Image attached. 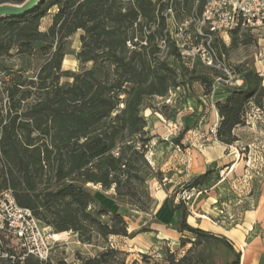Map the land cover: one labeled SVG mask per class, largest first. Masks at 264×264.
Wrapping results in <instances>:
<instances>
[{
  "label": "trees",
  "instance_id": "trees-1",
  "mask_svg": "<svg viewBox=\"0 0 264 264\" xmlns=\"http://www.w3.org/2000/svg\"><path fill=\"white\" fill-rule=\"evenodd\" d=\"M205 1L38 0L24 14L0 17V192L11 190L16 203L29 208L56 237L70 231L81 246L101 239L94 254L77 253L78 264H126L127 253L110 237L132 238L145 230L129 231L125 219L128 211L151 209L147 182L161 178L146 158L151 137L142 109L151 107L150 98L192 81L209 92L214 79L197 73L193 65L189 68L178 47L183 39L195 45L203 40L218 56L226 52L218 34L208 46L207 36L192 30ZM45 16L50 24L41 30ZM189 18L192 22L178 36ZM77 31L74 57L79 68L63 69L69 38ZM29 61L35 63L33 71ZM230 66L242 83H222L224 96L215 100V138L226 145L235 141L233 131L244 124L250 103L264 109L261 75L242 64ZM207 176L196 174L184 186L200 185ZM89 184L112 190L124 209L98 201ZM169 207L179 214L175 230L190 234L181 237L180 246H189L180 256L166 249L163 264H215L214 244L232 253L224 264L239 262L240 254L225 236L187 222L183 200L170 197ZM48 259L29 255L2 258L0 264H50Z\"/></svg>",
  "mask_w": 264,
  "mask_h": 264
},
{
  "label": "rangeland",
  "instance_id": "rangeland-1",
  "mask_svg": "<svg viewBox=\"0 0 264 264\" xmlns=\"http://www.w3.org/2000/svg\"><path fill=\"white\" fill-rule=\"evenodd\" d=\"M193 23L192 30L196 31L194 20ZM49 24L50 16H45L40 22V29L45 30ZM79 34L80 31H77L69 38L68 53L62 62L63 69L75 71L79 68L74 57L75 51L79 49ZM218 35L227 49L226 52L220 51L221 56L217 55L218 50L214 51L216 57L211 65L202 62L214 56L202 43L204 41H199L196 46H200V49L197 50L195 42L186 39L190 43L187 50L193 58L196 72L214 79L209 92L199 81H192L185 88L180 86L172 89L163 97L150 98L147 105L151 107L142 109L147 120L146 131L151 137L146 158L154 170L160 171L161 178H152L147 182L148 192L153 199L151 209L147 213L128 211L125 216L129 231L145 230L137 232L133 240L121 236L111 239L118 249L127 253L126 264H150L151 260L153 264H158L164 260L163 252L166 249L180 256L189 246H180L181 237L190 234L175 230L179 214L170 209V197L174 202L180 199L185 202L187 222L190 225L209 228L214 234L224 232L229 235L234 228L239 229L238 224L264 185V109L249 104L244 124L235 127L233 132L236 139L231 144L226 145L215 138L218 123L215 100L224 96L220 89L224 82L216 79L217 75L224 78L223 65L242 64L253 68L261 75L264 87V25L236 32H221ZM29 62L28 66L33 71L35 63ZM176 137L180 138L179 142L174 140ZM204 172L208 176L202 184L185 188L186 181ZM89 188L98 201L107 207L124 209L112 198V190L106 191L92 184H89ZM156 229L168 238H162L153 249L143 250L142 253L149 255L148 260L141 256L142 253L135 255V258L128 255L131 254L129 250L133 249L129 247L131 241L139 243L154 237ZM73 238L70 231L60 232L59 236L53 238L57 242L51 249L48 259L50 264L59 261L78 264L77 253L89 256L102 247L101 239L83 247L75 244ZM127 238L129 240L124 243L123 240ZM211 253L215 264H224L233 257L221 244H214Z\"/></svg>",
  "mask_w": 264,
  "mask_h": 264
},
{
  "label": "built area",
  "instance_id": "built-area-1",
  "mask_svg": "<svg viewBox=\"0 0 264 264\" xmlns=\"http://www.w3.org/2000/svg\"><path fill=\"white\" fill-rule=\"evenodd\" d=\"M192 19H186L178 28L187 27ZM196 31L207 36L209 46L213 34L232 30L253 29L264 25V0H206L202 12L195 19ZM206 30V33L203 31ZM190 43L184 40L178 42L180 53L188 67H192L193 58L187 50ZM197 50L200 46H196ZM202 62L211 65L213 58L207 57ZM224 78L217 77L229 85H240L241 79L231 66L223 65ZM214 91V89H213ZM212 99V95H210ZM53 233L43 227L31 210L16 203L11 190L0 192V259H19L32 255L46 261L51 253ZM159 254H157V257Z\"/></svg>",
  "mask_w": 264,
  "mask_h": 264
},
{
  "label": "crops",
  "instance_id": "crops-1",
  "mask_svg": "<svg viewBox=\"0 0 264 264\" xmlns=\"http://www.w3.org/2000/svg\"><path fill=\"white\" fill-rule=\"evenodd\" d=\"M238 226L239 229L234 228L230 231L229 235L224 232H218L216 234L225 236L234 250L240 254L237 264H264V185L260 187L252 207L245 212ZM200 228L210 230L209 228ZM156 231L154 237L143 239L142 242L137 243L136 241H131L129 247H133V249L131 248V251L129 250L131 254L128 255L135 258V255H139L143 250L156 247L157 244H160L162 238H168L167 235L161 233V230L156 229ZM112 238L114 236H111L110 240ZM133 239L134 237L130 238V240ZM126 240L129 239H124L123 242L126 243ZM72 241L79 245L75 238ZM82 246L85 247V245ZM159 263L163 264L162 261H159ZM150 264H153L152 260Z\"/></svg>",
  "mask_w": 264,
  "mask_h": 264
},
{
  "label": "water",
  "instance_id": "water-1",
  "mask_svg": "<svg viewBox=\"0 0 264 264\" xmlns=\"http://www.w3.org/2000/svg\"><path fill=\"white\" fill-rule=\"evenodd\" d=\"M38 0H27L22 4H0V17L21 15L29 11Z\"/></svg>",
  "mask_w": 264,
  "mask_h": 264
},
{
  "label": "bare ground",
  "instance_id": "bare-ground-1",
  "mask_svg": "<svg viewBox=\"0 0 264 264\" xmlns=\"http://www.w3.org/2000/svg\"><path fill=\"white\" fill-rule=\"evenodd\" d=\"M53 236L56 237L55 234H53Z\"/></svg>",
  "mask_w": 264,
  "mask_h": 264
}]
</instances>
